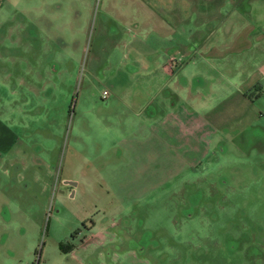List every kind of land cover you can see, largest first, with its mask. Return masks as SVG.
Here are the masks:
<instances>
[{"label": "rangeland", "instance_id": "obj_1", "mask_svg": "<svg viewBox=\"0 0 264 264\" xmlns=\"http://www.w3.org/2000/svg\"><path fill=\"white\" fill-rule=\"evenodd\" d=\"M230 1L0 0V264H264V82L239 89L264 69V0ZM207 40L231 62L223 90L191 64L213 136L175 177L119 157L102 88L147 45L176 69Z\"/></svg>", "mask_w": 264, "mask_h": 264}, {"label": "crops", "instance_id": "obj_2", "mask_svg": "<svg viewBox=\"0 0 264 264\" xmlns=\"http://www.w3.org/2000/svg\"><path fill=\"white\" fill-rule=\"evenodd\" d=\"M224 1L229 6V13H232L236 6L232 5L230 7L231 1ZM256 12L257 10H254L255 15ZM260 14V17H264V11ZM181 18V16H177V19ZM161 24L169 26L166 19L162 20ZM161 30L166 32L165 26H162ZM189 33H192V30ZM231 42L226 47L230 46ZM236 42L234 44L235 50L241 52L245 49V46L248 47L245 43V37L241 40L238 39ZM221 44L222 42H219V45ZM179 46L182 45L179 44ZM145 50L152 54V59L147 57L136 59L135 62L140 66L139 75H117L116 80L112 79L102 88L106 93L104 97H100V107L111 111L108 119L111 120L115 131L118 156L121 158L127 157L129 160L131 154H135V152L142 156L141 159H149L152 154L153 156L158 155L159 160L164 163L160 169L165 179L180 174L182 168H184L183 163H186V158L189 156L193 158L198 153L200 150L199 142L204 137L207 142L216 130L214 125H218V123H212L209 115L202 116L204 110L207 109L199 105L202 99L198 100L199 90L203 87L194 86L197 90L196 93H193L194 88L192 89L189 83L192 80L191 76H193V72H191L192 65L197 63V65H202L204 68L209 66L206 76H209L207 79L210 82L207 89L216 87L218 90H223V88L229 87L228 81H231V76L225 73L227 71L224 67H230L231 62L229 58L228 62L225 58H221L218 59V65L215 66L213 60L217 55L225 57L226 54H230V51H228L229 53L220 52L217 44L208 40L193 43L192 46L186 44L177 50V52L185 54L182 55L185 56L183 63L173 69L170 62L173 54L167 52L166 47L165 53L158 52L156 46L150 45H147ZM145 50L142 52L144 56L149 55ZM197 53H199L198 57L190 60V64L187 63L186 57L189 59L191 58L190 54ZM141 56L143 55L141 54ZM239 62L238 60L237 63ZM220 63L222 65H219ZM137 67L134 69L136 70ZM186 70L189 75L185 74ZM212 73L214 75H210ZM151 81L155 83L154 88L144 90V82ZM257 82H264V69L253 79L247 80L244 86H240L239 89L242 91L257 84ZM260 85L262 86V83ZM243 92L242 94H244ZM257 94L260 95L259 91ZM97 119L101 123L106 121L109 123L106 116L99 115ZM4 210V205L2 206L0 203V217L3 215ZM92 235L89 234L88 237ZM80 241L82 242L83 239ZM72 252L73 247L63 251L66 256Z\"/></svg>", "mask_w": 264, "mask_h": 264}, {"label": "built area", "instance_id": "obj_3", "mask_svg": "<svg viewBox=\"0 0 264 264\" xmlns=\"http://www.w3.org/2000/svg\"><path fill=\"white\" fill-rule=\"evenodd\" d=\"M174 60H176V59H175L174 56H172V57L170 58V62L173 63ZM179 60H180V59H179ZM105 93H106V91H105V90H102V92H101V97H104V96H105Z\"/></svg>", "mask_w": 264, "mask_h": 264}, {"label": "trees", "instance_id": "obj_4", "mask_svg": "<svg viewBox=\"0 0 264 264\" xmlns=\"http://www.w3.org/2000/svg\"><path fill=\"white\" fill-rule=\"evenodd\" d=\"M60 247H61V244H60Z\"/></svg>", "mask_w": 264, "mask_h": 264}]
</instances>
